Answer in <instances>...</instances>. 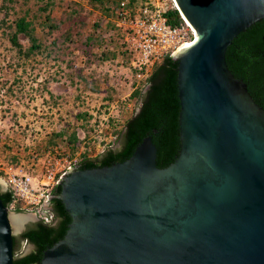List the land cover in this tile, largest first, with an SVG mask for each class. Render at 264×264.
I'll return each mask as SVG.
<instances>
[{
	"label": "water",
	"instance_id": "obj_1",
	"mask_svg": "<svg viewBox=\"0 0 264 264\" xmlns=\"http://www.w3.org/2000/svg\"><path fill=\"white\" fill-rule=\"evenodd\" d=\"M173 2L194 40L142 87L113 146L65 172L70 222L40 264H264V110L224 60L264 0ZM30 219L0 201V264Z\"/></svg>",
	"mask_w": 264,
	"mask_h": 264
},
{
	"label": "rangeland",
	"instance_id": "obj_2",
	"mask_svg": "<svg viewBox=\"0 0 264 264\" xmlns=\"http://www.w3.org/2000/svg\"><path fill=\"white\" fill-rule=\"evenodd\" d=\"M15 2L0 0V5L12 7L7 11L0 10V20H11L26 7L30 8L31 13L36 6L51 2L54 7H60L54 9L52 16L61 18L64 10L67 11L66 15L71 12V18L61 29L67 25L75 28H72L71 41L62 44V39L57 38L56 45L50 46L49 38L44 43L48 46L45 52L24 58L16 54L0 27V161H10L16 157L17 161L28 162V158L34 154L43 160L53 152L68 155L64 147H54L52 152L44 147L51 133L66 129L69 134L73 128L77 129L80 140L77 152L72 157L74 161H78V155L84 150L90 158L97 157L114 144V139L104 129L107 121L121 125L132 116L136 102L120 92L122 79L129 72L128 63L117 50L111 61L88 63L90 55H99L105 48L117 45L125 50L121 47V32L110 27L109 17L91 9L88 0ZM159 5L163 9L172 6L169 2H160ZM95 22L99 26L92 28ZM87 38H90L88 42ZM19 41L25 49L27 41L22 37ZM77 74L83 77L90 75L94 81L84 85L76 78ZM107 96H110V101ZM122 98L126 102H122ZM79 115H83V118ZM82 124L83 130L80 131L78 127ZM25 212L30 214V220L35 219L34 213L26 210L20 213ZM27 247L22 243L18 255L21 256Z\"/></svg>",
	"mask_w": 264,
	"mask_h": 264
},
{
	"label": "trees",
	"instance_id": "obj_3",
	"mask_svg": "<svg viewBox=\"0 0 264 264\" xmlns=\"http://www.w3.org/2000/svg\"><path fill=\"white\" fill-rule=\"evenodd\" d=\"M23 1L24 4L28 2V0ZM119 1L120 0H88L87 4L91 9L99 11L101 15L109 17L110 27L115 31L121 32V30L115 26V12L118 8ZM135 1L136 0H127L126 6L130 8L131 4ZM140 1L143 2L145 0ZM3 2L16 3L15 0H3ZM34 6H36V4H34ZM11 8L12 7L5 6V4L0 5V10L4 9L7 11ZM55 8L59 9L60 7H54L51 2H46L40 6H36L35 10L31 13H29L31 11L30 8L26 7L19 16L11 20H0V27L2 28L1 33L7 37L10 46L15 50L17 55L28 58L31 55L42 54L48 49V46L44 43L48 41L49 38L51 39L50 46L56 45L57 38L62 39V44L71 41L73 33L72 28L74 26L67 25L65 29H61L67 20L71 18V12H69V15H66L67 11L64 10L62 13L63 16L61 18H56L52 16ZM162 15L170 27L176 26L181 22L179 13L176 9L166 8ZM4 17H6V13ZM97 23L98 22H95L92 28H97L99 26ZM79 25L82 24L79 23ZM77 32H75L76 35H78ZM54 34H56L55 37L53 36ZM123 35L124 34L121 32L122 38ZM20 37L28 43L25 49H23L20 44ZM86 40L88 42L90 38ZM87 42L85 44H87ZM122 46L125 50H121L117 45H114L113 48L103 49L99 55L92 54L90 55L91 58L88 60V63L99 64L105 60L111 61L117 53L116 50L121 56H124L125 62L128 63L133 54L128 50L125 43L122 42L121 47ZM167 58L168 57L165 56L160 61L153 64L143 86ZM224 60L226 67L233 77L241 80L246 85V90L254 103L264 110V19L253 23L232 39L225 50ZM76 78L82 81L84 85H88L90 82L94 81V78L90 75L83 77L77 74ZM141 89L142 88L134 90L130 95V99H135L136 101ZM107 99L110 101V96H107ZM78 117L83 118V115H79ZM131 117L132 116L125 119L119 126L113 124L110 120L107 121L104 129L107 130L108 136L114 138V142ZM78 129L80 131L83 130V124L79 125ZM66 131L67 130L64 129L51 133L44 147L45 150L52 152L54 147H64L67 149L68 155L72 158L77 152V146L80 140L76 128H73L69 134H67ZM78 156L79 159L75 164L82 160L90 159L86 150L81 152ZM10 161L16 163L17 158H12ZM59 193L60 185L53 189L52 198L49 201L51 206L50 212L53 215V219L49 224H44L40 220L34 223H27L21 233L12 236V264H40L43 251L62 239L69 225L70 217L65 212L58 198ZM0 201L6 208L13 212L20 213L25 211L19 203L13 204L12 194L9 189L0 192ZM22 243L32 245V249L26 255L19 256V247Z\"/></svg>",
	"mask_w": 264,
	"mask_h": 264
},
{
	"label": "built area",
	"instance_id": "obj_4",
	"mask_svg": "<svg viewBox=\"0 0 264 264\" xmlns=\"http://www.w3.org/2000/svg\"><path fill=\"white\" fill-rule=\"evenodd\" d=\"M160 2H169L172 5L169 8L175 9L173 0H136L130 8L126 6L127 0L118 3L115 26L124 34L122 41L133 54L127 66L129 73L119 86L126 97L143 86L155 62L169 57L179 47L189 45L194 40L193 29L181 15V22L176 26L170 27L166 23L162 15L166 8H161ZM121 101L126 102L125 99ZM73 165V158L56 152L43 160L34 154L28 158V162L19 160L12 163L2 159L0 178L11 192L13 204L19 203L42 223L49 224L53 215L47 209V204L52 198V191L60 185L63 175Z\"/></svg>",
	"mask_w": 264,
	"mask_h": 264
},
{
	"label": "flooded vegetation",
	"instance_id": "obj_5",
	"mask_svg": "<svg viewBox=\"0 0 264 264\" xmlns=\"http://www.w3.org/2000/svg\"><path fill=\"white\" fill-rule=\"evenodd\" d=\"M0 192H4V191L0 190ZM47 209L51 210V206H50L49 203L47 204ZM37 221H39V219L37 218V216H35L34 220H30L27 223H34V222H37Z\"/></svg>",
	"mask_w": 264,
	"mask_h": 264
},
{
	"label": "crops",
	"instance_id": "obj_6",
	"mask_svg": "<svg viewBox=\"0 0 264 264\" xmlns=\"http://www.w3.org/2000/svg\"><path fill=\"white\" fill-rule=\"evenodd\" d=\"M0 181H1V182H0V186H1L0 189H1L2 191L7 190V187H6L5 183L3 182V180H2L1 178H0Z\"/></svg>",
	"mask_w": 264,
	"mask_h": 264
}]
</instances>
